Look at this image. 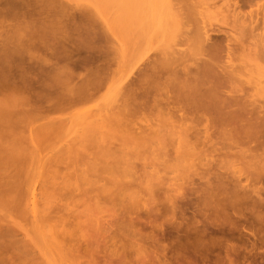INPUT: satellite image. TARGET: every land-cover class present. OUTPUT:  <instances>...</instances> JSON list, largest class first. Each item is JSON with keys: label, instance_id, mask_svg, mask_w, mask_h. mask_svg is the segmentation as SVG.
I'll use <instances>...</instances> for the list:
<instances>
[{"label": "rangeland", "instance_id": "obj_1", "mask_svg": "<svg viewBox=\"0 0 264 264\" xmlns=\"http://www.w3.org/2000/svg\"><path fill=\"white\" fill-rule=\"evenodd\" d=\"M64 1L66 3L65 8H63L62 10L59 9V11L58 10L57 11L55 10V12L53 11L54 12L52 14L53 20H51L53 22L50 21L51 24L48 28V34H47L46 39L49 40V43H56V44H54L55 46H57V44L59 45V43L60 44L63 43V41H64V44H62V45H66L67 40H68V42L71 41V43H68V49L70 47L69 44L70 45L73 44L75 46L78 44L77 46H80V48L83 47V49L87 47V49L84 50L85 52L88 51L87 55H89L88 54L89 51L91 52V49L90 50L88 49V46L90 48H92L89 45L91 43V44H93V49L95 50V53H96L95 55H98L99 51H100L99 55L102 54L101 55L102 58H101V56L99 57V55L95 56L94 52L92 54V55H94L92 58L89 56H88L89 58L86 57V58L90 59L88 61L91 63V64L88 63L89 65L85 64V63H87V61L84 63L86 66H88L86 68V66L83 65L86 70H84V68L82 69L81 67H77L78 69H80V68L82 69V70L80 69L78 71V69L77 70L75 69L76 67L73 64H70V66L68 64V66H66L65 62H64V65L66 67H71L73 65L75 68L74 67H71V68L75 69L76 71H78V73L81 76H83V74L85 72L86 73L88 72L87 71L88 68L90 69V68L94 67V66H91L92 64H94V62H95V64L98 65V62L96 63V61L98 60V57H99V59L100 58L104 59L105 55L106 56L111 55V57L110 56L109 57L112 60L115 58L114 59L115 64L113 63L112 60H111L112 62H110V63H113V65L109 64L110 66L113 67V69H112L113 71L111 69L110 70L112 71V73H111V71L110 72L108 71V73L111 74V76H110L111 80L108 83L107 87L105 85H104L105 88L102 86L103 89H100L96 92L97 95H94L96 97L93 96V100H91L92 99L91 98V99H89L91 101L88 100L89 102H87L85 104H83V103L80 104V102H82L83 100L80 102L78 101L79 103H77V106L74 105V107L73 106L71 107L73 101H70L71 98H68V97H70V96L73 97V94L75 92H77L76 90H78V92H79V90H81L80 92H83L80 87H82V85L85 86L84 83L88 82L89 79L88 80L85 79V80H87V81H85L83 79V77H81V79L84 80L85 82L83 83V81L80 79V81H82V85L81 84L79 85L80 89L76 88V86L79 83H81V82H77V81H79L78 77H76V74L73 75L71 73V75H73L74 77L71 76L72 78L68 79L67 76L70 74V73L68 74L66 72L68 70H66V71H65V69L61 70V71L59 70V69H61L62 66H64V65H62L63 63L60 65L61 66L60 68H58L57 66L55 68V66L53 65L54 63L51 62L54 60V58H52L50 56L51 50L45 54L44 49L42 50V48H40L41 44L38 45V46H40L39 48L36 47V50H34L35 48L34 49L28 48L29 45L31 46V44H29V45H27V47H26V45L23 46L24 48L21 46V48H19L21 50H18L17 53L10 55L14 59H12L11 57L9 58L8 56H6L7 58L5 59V58H2V56H0V59H2V60H0V264H229V263L230 264H264V225H263L264 221L261 222L262 220L261 221L256 220V217L258 215H261L262 213L264 214V212L263 211L261 212V210H260V212H258L259 210L256 209L257 210V211L255 210L256 214H254L253 213L254 210H252L253 212L251 211V208H252L251 205H254V204L252 202H250V203L247 202L250 199H247V201H245L246 199H244L243 202L240 201V199H236V201H234V199L231 198L232 196L230 195L231 194L230 191L232 192V186H230L231 184L226 183L227 182L226 180L224 181L226 184L223 182V180L225 179V178H223L224 173H225V175H226V173H229V172L231 174H233V173L237 172L236 171L237 169L240 171L239 168L243 169L244 172L247 169H249L247 167L248 165L246 166L247 163L245 164L243 162L244 160L243 161L241 160L242 156L240 157V160L242 162L240 160L238 162L236 161L237 156L236 157L230 156L228 158L227 152H226L227 154L224 157L225 153H223V155L220 154V152L225 148V147L223 148L222 143H221L222 147L220 146V148L222 150L220 149L221 151L218 152V154H220V155L215 154V153H217V151L213 154L212 151L217 150V149L214 150L215 146L218 145V147H219V145H220V144H218L219 142L215 146L212 145L214 143V142H212L211 145L213 146V148L209 145L210 141L212 140V138L214 136L211 138L209 143H207V145H209L213 149V150L210 149L212 151H210L208 149V148H210L208 146H206V148L208 147L207 149L204 148V146H201V149H199V147H200L199 144H201V141H203L202 139L205 140V138H202L200 140L195 139V136L191 137L192 139L187 138V141L190 140V142H191V140H192L195 143V148H193L194 143H191V144H193L192 149H190L191 144H190V147H188L189 141L188 142L186 141L188 143L187 146H186L185 142L182 143L181 141H184V138H186L187 136L185 135V137H184V134H183L184 131H182V134H183L182 138L183 137L184 138L181 140V137H180L181 133L180 134L177 133V128H180L177 126H179L180 124L177 125V123H175V122H179V121H177L179 119H177V113H176L177 111H175L176 106L174 103H172L174 106V111L171 110L172 109L171 107H173L172 105L170 107V110L172 112H175V114L172 113V115L173 116L176 115V116H174L176 118H174L169 113L170 111L169 112L167 111L169 113L167 115V113H165L166 110L164 111V113L166 115L162 116L161 115L162 112L160 110L161 108L159 109L161 112V114L158 113L159 115H157L155 113L149 115L150 113H152L153 109L150 110L151 112H149V111H148V113L144 112L143 109L148 110L149 106H151V105H147L146 107H148V108H143L145 106L138 107L141 109L143 108L142 109L143 113L140 112L141 109H140V111L138 109V112H136L135 110H137V109L133 106L135 109L134 110L135 112H132L133 115H134V113H138V114L134 115V117L132 115H130L129 117H132V119L135 120L136 127H138L141 124L144 127L147 126L148 123L150 124L149 127H147V128L145 127L146 130L147 129H149V130H147L145 132V134L142 133L144 135H146L148 133L145 136L146 139H144V137H143L144 135L141 134V129H140V131H138V133L137 132L132 133V131L130 130L131 131L130 134L134 135V137H132L133 135L131 136L134 139V141H133V139L129 140V137H127V136L125 137V134L126 135L129 134L130 131L127 132V130L124 129L127 133L124 130H123V133H121L122 131L120 129V131L118 130L116 132L115 129L116 130L118 129V128H116L117 125L116 126L114 125V127H115L114 131H113V127H111V125L110 126L108 125L110 123L109 122L110 119L108 118L110 116L108 113V112H110L109 110H112L111 108H115V107H116L115 109L118 110L116 105L119 106L122 103V102H120V104H119V100L122 101L121 98L124 96V95H122V97H121V93L124 92L125 87L128 86L126 84L128 82H130L132 80V78L136 77V75L139 72L138 70H140L142 68V67H140L141 64H146V62H148V61L150 62V61H152V59H156V57L159 58V56H161V57H164V55L167 56L169 53H170L169 55L171 57L175 56V58H177V51H180L181 49L183 50L186 48V45L180 44V42H181L180 40H179L180 42H177L178 38H176L177 35L181 34L179 31L182 28L181 27L182 24L180 25L181 22L177 21L178 19H180V18H178L179 16H177V9H178L177 7H179V6H177V0H169V1L168 0H152V1L147 0L146 4L143 1L142 3H144L145 6L148 5V7H146L147 11L148 10H150V11L147 12L145 10V12H147V13H145V14L141 13V14H139L138 17H136L137 15L135 16V14L138 13L137 12L138 10L137 11L132 10L133 14L131 13L132 16H130L129 21L127 20L128 23L126 22L125 18H123V19L121 18L122 20L120 21L119 20L120 12L116 11L117 7L112 8L110 5H108L109 2H105V0H103L105 4L103 3L102 0H64ZM148 2H151L152 4L148 3ZM136 4H137V1L134 0V2L132 3L133 7ZM149 4H151L152 6ZM136 6L139 7V9H142V7L140 8V6H138V5H136ZM174 6L176 7L175 9H173ZM117 10H118V8H117ZM142 10L144 11V9H142ZM142 15H144V16L146 15L147 17H142ZM140 16L142 17V19H139ZM136 18H138V19H136ZM221 20H223V17L221 15L213 13V14H209L208 16H206V19L204 22L209 27L213 28V27L218 26L220 23H222ZM130 21H131V24H130ZM202 22L203 21L200 19V17L197 14L194 16H191V19H190L189 24H188L189 31L190 30L192 31L193 29H195L197 25H199V24L201 25ZM144 24L147 27L148 31H147L146 27L144 26ZM139 25H141V28H142V26H144L146 33L144 32L143 28L142 29L140 28ZM128 26H130V27H128ZM179 26L181 28H179ZM137 28H140L143 31H141L140 29L137 30ZM126 30H128V31H126ZM139 30L141 31V33L142 32L144 33L143 35H145V36H143V35L142 36H143V38L145 37L147 40L145 39V41H144V39L141 38L143 41H141L139 39V41H138L139 43H137L136 40L138 38H140L138 36L140 32L135 33V31H139ZM148 32L150 34H148ZM80 33H82V35H80ZM84 33L86 34V37H85ZM137 33H138V35H137ZM177 33H180V34H177ZM68 34H70L72 37ZM68 36H70V37H68ZM80 36H82V37H80ZM180 37H181V35H180ZM82 38L83 39L86 38L88 42L85 39L86 43H84V42L81 43L80 41L82 40ZM135 38H136V40H135ZM140 41H141V43H140ZM171 41H172V44H171ZM142 42L143 43L145 42V43L142 44ZM74 43H76V44H74ZM94 45L101 47L103 49V51L105 50L106 54L103 53V51L101 52V48L99 49L97 47L98 48L97 49L96 47H94ZM55 46H52V47H55ZM77 46H76V49L78 48ZM32 47H34V46H32ZM61 47H63V46H61ZM64 47L58 48V46H57L58 49L62 50V51H60V52H62L61 54H63L65 51L66 52L68 51L70 53L71 48L68 50L67 47L66 48H64ZM58 49H57V51L59 52ZM64 49H67V50H64ZM76 49H73V50H76ZM46 50H49V49H45V51ZM22 52L23 53L26 52V53H24V57L19 58L20 55L23 56ZM68 52H67V54H69ZM28 54L36 56L37 59L41 58L40 60L38 59L39 61H41L42 59L47 60L49 57H51L53 60L48 61V60H50V58L47 60L48 62H51L50 66L47 65L48 63L46 61L45 62L46 64L43 62L45 64V65L43 64L44 67L49 68V67H51V65L54 66V69H56V70L58 69L63 74L61 76H63L64 78L66 77L67 80L64 81L63 80L64 78L61 76H59V77H61L59 79L57 73H55L58 77V78L56 77V79H58L57 84L60 83L59 85H61V86H59V88H58V85L55 84L56 87L54 89H53L54 86L49 87L48 89L51 90V91H49V90L45 89V88H47L45 86L41 87V86L35 85L34 82L36 80L35 79L33 80V78H36V77H34L35 73L31 72L33 74V76L30 77V75H32V74L30 73V70H27V69H29L28 68L29 61H26V60H29V58H30V57H27L28 59H26V56ZM82 54H83V52H81L79 50V55H82ZM44 55H46V57ZM47 55H49L48 58H47ZM79 55H78V57H79ZM92 55L90 54V56H92ZM42 56H44V57H42ZM60 56H63V55H60ZM84 56H85V54H84ZM94 57H97V59H95L96 61L92 62L91 59L93 60ZM23 58H25V60ZM65 58H66V56H65ZM82 58H84L83 55H82ZM10 59H11V61H9ZM62 59H64V58L62 57ZM62 59L60 60V62L65 61ZM79 59H81V56ZM5 60H7V61H5ZM22 60H24V61H22ZM67 61L69 62V60H66V63H67ZM101 61L103 62V60H101ZM107 61H109V60H107ZM252 61H254L253 58H252ZM252 61L251 60L248 61L247 62L248 65H245L246 67L243 66L244 69L242 68L243 69L242 71H244V74L247 71L246 76H247L248 80L250 79L249 82H246V83L244 82V83L246 84V87H247V84H248V86H250V87H248V89L251 92L254 90L253 94H256V93L258 94L260 92V91H258V88L262 87L261 91H262V89H264V83H263L264 82V76L259 74L260 76L258 77L257 76L258 74L256 75V73H259L261 71V70L259 71L258 67L260 66L259 65L260 63L264 65V61L262 62V60L260 61V59H259L258 61H260V62L256 61V64ZM8 62H10V64L13 65V68L17 66L16 69L15 68L13 69ZM249 62H251V63H249ZM18 63H20V64H18ZM99 63H101V62H99ZM105 63L106 62L104 60V64ZM244 63L246 64V62H244ZM244 63H243V65H244ZM257 63H259V64H257ZM251 64H253V65H251ZM254 64L257 66L259 65V66L256 67ZM46 65H47V67H46ZM80 65H82V64H80ZM176 65L177 64H175V66ZM263 65H261V66H263ZM89 66H91V67H89ZM105 66H106V64H105ZM96 67H95V71H96ZM24 68L26 69V71H28L25 74H27L28 78L33 77L32 80L28 79L27 76L24 75V72H23V71H25ZM51 69L53 70V68H51ZM62 69H63V67H62ZM106 69H108V68H106ZM250 69H253V70H251L252 73L250 72ZM16 70H17V72H16ZM52 70H51V72H52ZM103 70H104V67H103ZM176 70H177V67H176ZM262 70H264V69H262ZM12 71H13V73H12ZM47 71H48V75H49L50 72L48 69H46V72ZM62 71L66 72V75ZM76 71L73 70L72 72H76ZM99 71H102V70H98V72ZM106 71H105V73H106ZM68 72H70V70ZM98 72H94V73L98 74ZM10 73L12 74L11 76H10ZM20 73H22V74H20ZM52 73H50V74L53 75ZM88 73L90 74V72H88ZM89 74H87V75H89ZM13 75H14V77H13ZM92 75H91V77H93ZM101 75H103V74H101ZM108 75L109 74H107V76ZM20 76H21V78H20ZM35 76H37V75L35 74ZM45 76L46 75H44V77ZM54 76H52L53 78H50L51 76L49 75V77H47V82L51 81L52 79H55ZM97 76H99V74ZM166 76H167V74H166ZM85 77H86V75L84 74V78ZM91 77H90L91 81L94 80ZM102 77H105V76L103 75ZM110 77L108 79H110ZM10 78L12 80L13 79H15V80L12 81ZM76 78L78 79L77 81L75 80ZM79 78H80V76H79ZM26 79L28 80V82L26 81ZM37 79H38V77H37ZM45 79H46V77H45ZM56 79L53 80V81H55V83H56ZM105 79L106 78H104V80ZM251 79H253L255 81H256V79H258V80H257V82L253 83L254 84L253 85L252 84L253 80H251ZM15 81H18V82L20 81V82L18 83ZM22 81L25 82V83H23L24 86L27 83L26 87L21 86ZM71 81H72V83H70ZM94 81H96V80H94ZM259 81L260 82L262 81V83H259ZM29 82H31V83L33 82L36 87L34 85L32 87H30L31 85L29 84ZM16 83H17V85H16ZM74 83L75 84L78 83V84L75 85ZM92 83H93V81H92ZM105 83H107V82L105 81ZM258 83L260 85L261 84L262 85L259 87ZM18 84L20 86H18ZM245 84H243V86H245ZM89 85H91V83ZM13 86L15 88H13ZM71 86L75 87V88L72 89ZM251 87H254L255 89H253ZM40 88H42V89H40ZM88 88H90V87H88ZM67 89H68V92H67ZM70 89H72V90H70ZM84 89L85 88H83V90ZM122 89L124 91H122ZM64 90H66V91H64ZM119 90H121V91H119ZM255 90H257V92ZM71 91L74 93H72ZM66 92H67V95H66ZM80 92H79V94H80ZM254 92H256V93H254ZM69 93H72V94H69ZM168 94H171V92ZM63 95H66V101L68 100V102H70V104H71L68 107L66 105L67 102L65 103V100L64 101L62 100ZM68 95H70V96H68ZM74 96H75V94H74ZM76 96H77V94H76ZM262 97H263V95H262ZM255 98H257V96ZM261 98L259 97L260 100H264L263 98L262 99ZM63 99H65V96L63 97ZM60 100H62L63 102ZM9 101L11 102L10 104H9ZM13 103H14V105H12ZM61 103L62 104L65 103V104L62 105ZM58 105H60V106H58ZM12 106H14V107H12ZM160 106H158V107H160ZM106 107L108 108V110ZM109 107H110V109H109ZM151 107H150V109H151ZM154 109H155V107H154ZM165 109H166V107H165ZM167 109L169 110L168 106H167ZM104 110H107L105 114H104V112H105ZM159 110H155V111L157 112ZM139 112H140V114H139ZM107 113H108V115H107ZM102 114H104L105 116ZM86 115L88 116V118H86ZM169 115L171 116V119L169 118L170 117ZM163 117H165V118L163 119ZM84 118H86L88 120V122L90 120L93 121L92 124H91V122H89V125H88V123L86 122L87 120H85ZM90 118H92V119H90ZM81 119L85 120L84 123H83V120H81ZM97 119H100V120L96 121ZM102 119L105 121V125L107 124L112 129H110L109 127H106L107 125L103 127L104 124L102 125V127L96 124V123L99 124V122ZM107 119H109L108 123H106ZM161 119H163V121ZM167 119H169V120H167ZM79 121L83 123V124H81L82 126L78 124ZM126 121H128V118ZM145 121H147L148 123L147 122L145 123ZM135 122L132 124H135ZM130 123H131V121H130ZM90 124H91V126H90ZM92 125H95V127L96 126H98V127L95 128ZM126 125H127V123H126ZM151 125H152V127H150ZM92 127L94 128V130L91 131ZM99 127H100V129H99ZM127 127H129V129H131L130 124H128ZM144 127L140 126V128H144ZM119 128H121V127H119ZM63 129H66V130H63ZM150 129H151V132H150ZM143 130L144 129H142V131ZM201 130H202V127H201ZM85 131H86V133H84ZM94 131L97 133H95ZM99 131L101 133L100 136L103 135L102 137L99 136ZM179 131H181V130H179ZM92 132H94L93 135L91 134ZM136 133H137V135H136ZM139 133L141 134L140 136L138 135ZM130 134L128 136H130ZM122 135L125 138L124 139L122 137V139H124V141L121 140ZM200 135H201V133L199 134V136ZM202 135H205V134L202 133ZM91 136H94V137L91 138ZM177 136H179L180 139L177 138ZM199 136H197L196 138H198ZM83 137L85 138V140ZM98 137L101 138V140H100L101 142H103L102 140L105 139L104 140L105 143L104 142L103 143L104 144L107 143V145L109 144V147L107 145L104 146V144L101 142L99 144H97V142H99V141H96L95 139H97ZM141 137L144 139L143 142H145L143 144L141 143L142 142ZM204 137H206V135ZM81 138H83V139H81ZM87 138H89V140L86 141ZM135 138L137 139L138 142L135 141ZM93 139L96 142H93L92 141ZM138 139H140V140H138ZM215 139L219 140L216 137H215ZM213 140H214V138H213ZM82 141L86 142L85 143L86 146L84 145V143ZM125 141H127L126 142L127 144H124ZM81 142L83 143L84 147L82 145L79 146V143L81 144ZM215 142H217V141H215ZM95 143L97 144V146ZM91 144H93V145L90 148ZM214 144H216V143H214ZM101 145H103V148L105 151L106 150L108 151L107 154L101 148ZM110 145H112L111 146L112 148L114 147L113 149L111 148L112 150L107 149V147L110 148ZM124 145H126V146H124ZM197 145H198V147H197ZM201 145H205V143H202ZM80 147L83 149H81ZM185 147H187V148H185ZM196 147L198 149H196ZM99 148L102 149L101 152H103V154L102 153L97 154L98 152H100ZM118 148H121L120 150L123 153H121L118 150ZM122 148L123 149L125 148L124 151ZM233 149H231V150H233ZM238 149L237 148L234 149L235 152L241 153V152L236 151ZM83 150H85L86 152H84ZM116 150H118V152H119L118 156L121 158V160H116L119 158V157H117V154H115L116 157L114 156L115 152L118 153ZM126 150H127V152H126L127 155L130 154L129 157H126V158H129L127 161L129 163L126 162V159L124 160L120 156L122 154V156L125 157V155H126L125 151ZM190 150L191 151L197 150V151L196 152L195 151L190 152ZM207 150L210 152V154H213L215 156L210 155ZM226 150H228L229 153L234 152L231 150H230L231 151L230 152L229 148H226ZM226 150H224V151H226ZM109 151H112V152H110V156L108 155ZM113 151H114V153H113ZM205 151L207 152L209 157L211 156L210 157L211 160L213 159L212 163H211V160H208V159H210V158H208V155L203 157L206 154H201V153H205ZM124 153H125V155H123ZM195 153H196V156H195ZM186 154H188V156ZM81 155H84V156L82 157ZM132 156H133V158L130 159V157H132ZM238 156H239V154H238ZM68 157H69V159H68ZM98 157H102V158H98ZM201 157H202V159H201ZM188 158H192L194 161L192 159L189 160ZM215 158H216V160H214ZM235 158H236V160H234ZM88 159H89V161H88ZM108 159L110 161H108ZM226 159H228V160H226ZM114 160H115V162H114ZM122 160H124L126 162L127 166L131 165L132 167L131 166L130 167L132 169L130 167H128V168L135 171V173H137V175L142 173L143 176L146 175L145 177L147 178L146 179L143 177L145 179V181H144L145 183L142 182L143 184L138 185L137 183L135 184V182H134L135 185H133V186H135V189L133 188L134 189L133 194L127 193V192H129L128 191L129 189L131 192H133L132 191L133 186H131V187H130V185L128 186V184H127L128 181L125 182L126 185L123 184L125 186L122 185L123 188L121 187L122 181L124 183V181L126 179H124L123 177H121L119 175L122 174L125 170H123V172H122V170H120L122 173L114 170L116 167L115 164L120 165L119 163H122ZM129 160L130 161L132 160L133 162L131 161V163H130ZM207 160L209 161V163H211L210 165L213 166V167L211 166L212 168L210 167L211 170H209V166L207 164L208 162H206ZM231 160H232L231 164L232 165L236 164L235 166L237 169L235 168V166L230 165ZM83 161H88V163L86 162L87 164H85ZM97 161H99V162L101 161L102 163H99ZM106 161L108 163H105ZM124 161H123V163H124ZM186 161H188V162H186ZM233 161H236L237 163L233 162ZM96 162L99 163V165L104 164L101 166L105 167L104 169L106 170V173L109 170V174H110V172H112L114 170L113 173H111L110 175H108V173H107V175H106V173L103 172L105 170H103V168H102L103 171H101V172H103L104 177L101 175V173H100V177H98L99 174H97L96 172L98 171L97 169L100 168L101 166L97 165ZM109 162L113 165V167L115 166L114 169H113V167L111 169V167H110L111 164L109 166ZM204 162H205V164H204ZM214 162H216V163H214ZM239 162H241V163H239ZM90 163L96 164L99 167L93 165L94 168L92 166L91 169H88V166L91 165ZM187 163L188 164L192 163V165L190 164L191 166H189ZM105 164H107L110 167L111 171L109 168H106L108 166H105ZM122 164L119 166L120 167L119 169H121L122 167H125V163H124V166ZM227 164H228V166H226ZM238 164L240 165V167L239 166L237 167ZM215 165L217 166V168L215 167ZM221 165L222 166L224 165L225 167L221 168ZM231 166L233 167V169ZM241 166H243V168ZM78 167H79V170H78ZM95 167H96V169H95ZM226 167H228V168H226ZM229 167H230V170H229ZM245 167H247V168L244 169ZM125 168H123V169H125ZM128 168H127V170L130 171V169H128ZM135 168H137V169L134 170ZM225 168L228 169L229 172H228V170H224ZM47 169H49L50 171ZM92 169H95V170L92 171ZM231 170L232 171L234 170L236 172H234V171L232 172ZM99 171H98V173H99ZM136 171H140V173L136 172ZM216 171H217V173H216ZM49 172H51V175L49 174ZM114 172H115V174L120 173V174H118L120 179L117 178L116 179L117 182L114 181L116 183H113L111 186L114 188L115 185L118 186V183L121 182L120 185L117 187V191L120 190V187H121V189H123V190H120L119 192L124 191V193H127V194H124L123 192H121V193L114 192L115 188L113 189L111 187L113 189L112 192H114V194H111L113 197L109 196L110 195L109 192L111 189V188L109 189V187H110L109 183H112L113 181H112V177L108 178V176L109 177L113 176ZM214 172H215V174H213ZM218 172L219 173L222 172L223 175L222 174L220 175ZM92 174L95 176H93ZM125 174H128V172ZM131 174H132V172H131ZM218 174L220 176H222V178H217L219 176ZM68 175H69V177H68L69 179L67 178ZM46 176H48V178H46ZM53 176H55V179ZM114 176H113V178H114ZM116 176H117V174H116ZM126 176L128 177V175H126ZM72 177H74V178L72 179ZM81 177H82V179H81ZM89 177L93 181V182L91 181L92 185H91V183L87 184L90 182V181L88 182V179H90ZM243 177H244V175H243ZM121 178H123V180H121ZM208 178H210V179H208ZM52 179H53L54 183H56L55 186L53 185L54 183H53ZM75 179L79 180V181H76ZM80 179H81V181H80ZM85 179H87V180H85ZM107 179H110V180H107ZM130 179L131 178L129 177L128 180H130ZM220 179H221V181H218ZM45 180L47 182H49V183H47L48 185L45 183L46 182ZM66 180H67V182H66ZM208 180H210V182ZM107 182H108V184H107ZM171 183H176V187L173 186L175 184H171ZM221 183L222 184L224 183L223 184L224 187H223V185H221ZM228 184H230V185H228ZM44 185H46V186H44ZM57 185H58V187H57ZM62 185H64V186H62ZM100 185H101V187H100ZM103 185H104V187H106V186L108 187V189H109L108 192L105 191V189L103 188ZM136 185H138V186H136ZM217 185H219L221 190L219 188L217 190ZM252 185H255L254 187L256 189L254 188L255 192L253 194L251 192V196L253 195V197L250 196L249 198H255V197L256 198H258V197L264 198V196H263L264 195V181L256 182V184L253 183ZM78 186L80 187V189L82 188L81 189L82 191L79 189ZM139 186H141V187H139ZM177 186H179V189H180L179 192L181 191L182 192L181 194H179V192L177 193ZM210 186H212V187H210ZM214 186H215V188H214ZM229 186L231 187V188H229L231 190H228L229 191L228 192L227 189ZM128 187H129V189L127 190ZM182 187H183V189L181 190ZM102 188L104 189L105 194L107 193L106 195L104 194V192L102 193V190H101ZM139 188H140V190H139ZM172 188H174V189H172ZM225 188H226L225 191H227V192H224ZM251 188H248L250 190L247 189V191H249V192L252 191L253 187H251ZM43 189H45L46 191ZM108 189L106 188V190H108ZM148 189H149V191H148ZM207 189H209V190L207 191ZM54 190H55V192H54ZM168 191H169V194H168ZM217 191L218 192L220 191V192L218 193ZM256 191L262 192V193L256 194ZM48 192L50 194H47ZM112 192H110V193H112ZM164 192L167 194H165ZM173 192L174 193L176 192L175 196H173L174 195ZM201 192H203V193L201 194ZM204 192H206V193H204ZM249 192H248V194H250ZM87 193L91 196L87 195ZM116 193L119 194L117 197H116V195H117ZM122 193H123V195H122ZM227 193H230V194H227ZM124 195H126V197ZM130 195H132L134 197H132ZM140 195H141V197H139ZM166 195H167V197H166ZM200 195H201V197H200ZM214 195L217 197H214ZM259 195H261V196H259ZM82 197H84V198H82ZM110 197H112V199ZM177 197H179V198H177ZM226 197H228L227 200H226ZM172 198L175 199L173 202H172V200H173ZM203 198H205V200ZM218 198H220V199H218ZM134 199H136L135 202H134ZM140 199H142V200H140ZM169 199H170V201H169ZM138 200L140 201V203ZM177 200H180V201H177ZM83 201L88 202L87 203L88 205L86 203H83ZM91 201H92V205H91ZM144 202L148 203L149 205L146 203H145L146 206L143 205ZM215 202H217V203H215ZM236 202L237 203L239 202L238 205ZM102 203L104 206H102ZM127 203H129V204H127ZM134 203H136V204H134ZM171 203H173V204H171ZM181 203H182V205H181ZM206 203L210 204L209 207H208V205L203 206V205H206ZM233 203H234V205H232ZM177 204H179V205H177ZM138 205H140V206H138ZM89 206H91L92 208L91 207L89 208ZM134 206H135V208H134ZM221 206H222V208H220ZM177 207H179L181 210H179V208H177ZM206 207H207V209H206ZM215 207L217 208L216 209L217 211L215 210ZM228 208H229V210H228ZM131 209H133V210H131ZM182 209H184V210L182 211ZM200 209H202V210H200ZM253 209H255V208H253ZM195 210L197 213L194 212ZM205 211H207V212H205ZM235 212H236V214H235ZM207 213H208V215H207ZM252 213L254 215H256V217ZM245 215H247V216H245ZM262 215H261V217H262ZM237 216H238V218H237ZM189 217H191L192 219H189ZM245 217L246 218L249 217V219H246ZM263 217H264V215H263ZM210 219L213 222H215V224L213 222H211ZM214 219L217 222L221 219L220 221H222V223H225V224H223L225 227H223L222 224H219L220 226L222 225V229L218 228L219 225H218V227L214 226V225L218 224ZM228 219H232V220L228 221ZM233 219H234V221H233ZM238 219H240V220H238ZM252 220L254 222H251ZM203 221H205V222H203ZM220 221H219V223H220ZM227 221L232 222V223H227ZM177 222H179V224H177ZM201 222L204 223L203 226H202ZM233 222L234 223L238 222L240 225L237 223V225L235 224L233 226ZM209 223H212V225ZM226 223L228 225H230V224H232V225L228 226ZM196 224L197 225L200 224V226L199 225L197 226ZM250 225H252V227ZM258 225H260V226H258ZM232 227H234V228L232 229ZM245 229H247V230L249 229L248 230L249 232L246 231ZM258 229H259V231H258ZM196 230L197 231L199 230V232H198L199 234L197 233ZM228 240H230V241H228ZM234 244H236V245L238 244V245L236 246ZM240 246H242V247H240ZM223 249H225V250H223ZM228 249H230V250H228ZM246 249H248V250H246ZM228 251H229V253H228ZM247 256H248V258H247ZM228 257H230V258L228 259ZM249 258H250V260H249Z\"/></svg>", "mask_w": 264, "mask_h": 264}, {"label": "bare ground", "instance_id": "obj_2", "mask_svg": "<svg viewBox=\"0 0 264 264\" xmlns=\"http://www.w3.org/2000/svg\"><path fill=\"white\" fill-rule=\"evenodd\" d=\"M103 1V0H102ZM137 1V4L136 5H138V6H140V8L142 7V9H144V11L142 10V9H139V7H137L136 5L133 7V5H132V3L134 2V0H105V2H109L108 3V5H110L112 8H118V10H117V8H116V11H119L120 12V15H119V20L121 21L123 18H125L126 19V22L128 23V21H129V18H130V16H132V14H133V11H137L136 13L137 14H135V16L136 17H138L139 16V14H145V13H147L148 11H150V10H148L147 11V9H146V7H148V5L147 6H145V4H146V1L147 0H136ZM145 2V4L144 3H142V2ZM149 1V0H148ZM152 1V0H151ZM169 1V0H168ZM103 3H104V1H103ZM141 3V4H140ZM148 3H151V2H148ZM66 3H65V1L64 0H0V56H2V58H7L6 56H8L9 58L11 57L10 55H12V54H15V53H17V51L18 50H21V49H19V48H21V46L23 47V46H25L26 45V47H27V45H29V44H31V46L29 45V47L28 48H31V49H34V50H36V47H40V46H38L39 44H41V47L40 48H42V50L44 49V52H45V54L48 52V51H50L51 52V57L52 58H54V60L51 58V57H49V55H47V58L49 57L50 58V60H48V61H51V60H53V61H51V62H53L54 64V66H55V68H56V66L58 67V68H60L61 66V64L62 65H64V62H65V65L66 66H68V64H69V66H70V64H73L71 67H74L76 70L78 69L77 67H81L82 69L84 68V70H86L85 69V67L83 66V65H85V64H87V65H89V64H91L88 60H90V59H88L89 57H93L96 53H95V50L93 49V44H91L90 42V46L92 47V48H90L89 46H88V49L90 50L91 49V52L89 51V55H87V52H85L84 50L85 49H87V47L86 48H84L83 49V47L82 48H80V46H77L78 48L76 49V46L75 45H73V44H69V49H70V53L69 54H67V52L65 51L63 54H61L62 52H60V51H62L61 49H58L59 47L60 48H63L64 46V48H66L67 47V49H68V43H71V41L70 42H68V40L66 41V45H62V44H64V41H63V43H59V45L57 44V46H58V48H57V46H55L54 44H56V43H49V40L48 39H46V37H47V34H48V28H49V26H50V24H51V22H53V21H51V20H53L52 19V17H53V13L55 12V10L57 11H59V9H63V8H65L66 7V5H65ZM105 4V3H104ZM152 4V3H151ZM151 4H149V5H151ZM68 6V5H67ZM114 6V7H113ZM152 6V5H151ZM150 6V7H151ZM176 6V5H175ZM174 6V8L173 9H175L177 6H179V7H177L178 9H177V16H179L178 18H180V19H178L177 21H179V22H181L180 23V25H181V27L179 26V28H181V30L179 31L180 33H177V34H180L181 35V37H180V35H177V37L176 38H178L177 39V42H180V44H184V45H186V48L185 49H181L180 51H177V58H175V56H173V57H171L169 54V56L167 55V56H165L164 55V57H161V56H159V58L158 57H156V59H152V61H148V62H146V64H141V66L140 67H142L140 70H138L139 72H138V74L136 75V77H134V78H132V80L130 81V82H128L126 85H128L127 87H125V91L122 89V91H124V92H122L121 93V97H122V95H124L121 99H122V101H120L119 100V104H120V102H122L119 106L118 105H116L117 106V108H118V110H116L115 108H111L112 110H109L110 112H108L109 113V119H110V123L108 124L109 126L111 125V127H113V131H114V125L116 126V128H118L117 130L115 129V131L117 132L118 130L120 131V129H121V133H123V130L125 129V130H127V132L128 131H132V133H135V132H137L138 133V131H140V129H141V134L142 133H144L145 134V132L147 131V130H149V129H145V127L147 128V127H149V123L147 122V121H145V123L147 122L148 123V125L147 126H143L142 124L141 125H139L138 127H136V122H135V120H133L132 119V117H129L130 115H132L133 117H134V115H137L138 113H134V115H133V113L132 112H138V109H139V111H140V109L141 108H138V107H143V106H145V107H143V108H148V107H146L147 105H151V106H149V108H148V110H146V109H143L144 110V112H147L148 113V111L149 112H151L150 110H152V113H150L149 115H151V114H153V113H155V114H157V115H159V114H161V112H162V116H164V115H166L165 113H167V115L170 113L171 115H172V113L173 114H175V112H172L171 110H173L174 111V106H173V104L172 103H174L175 104V106L177 107H175V111H177L176 113H177V119H179V120H177V121H179V122H175V123H177V125H179V126H177V127H180V128H177V133H181L180 135V137H181V140L185 137V135L187 136L186 138H184V141H181L182 143H184L185 142V144H186V146H187V144H188V147H190V144L191 143H194L192 140H191V142H190V140H188L187 141V138L188 139H190L191 137H193V136H195V139H197V140H200V139H202V138H205V140L204 139H202L203 141H201V144L202 143H205V145H201V144H199L200 145V147H199V149H201V146H204V148H206V146H208V147H212L213 148V146H215V145H217V143L218 144H220L219 145V147H218V145L217 146H215V148H214V150L215 149H217V150H215V151H212L213 149L210 147V148H208L209 150L210 149H212V150H210V151H212L213 152V154L217 151V153H215V154H218V152H220L222 149L220 148V146H221V143L223 144L222 146H223V152L221 153L220 152V154H222L223 155V153H225L224 154V157H225V155L227 154V156H228V158L230 157V156H233V157H236L237 156V160H236V158L234 159V160H236L237 162L240 160V157L242 156V161L246 164V166L249 168V169H247L245 172L243 171V169H241V168H239L240 169V171L236 168V164L235 165H232L231 164V162H232V160L230 161V165H232V166H235V168L237 169L236 171L238 172H236V171H234V172H236V173H233V174H231L230 172H229V170H230V167H229V170L228 169H226V168H228V167H226L224 170H228V172L229 173H226V175H225V173H224V175H223V173L222 172H218L220 175L222 174L223 175V178H225L224 180H223V182L226 180L227 182L226 183H230V184H228V185H230V186H232V192L230 191V193H227V194H230L231 196V198H233L234 199V201H236V199H240V201H244V199H246L245 201H247V199H250L249 201H247V202H252L254 205H251L252 206V208H251V211L252 210H254V214H256L255 213V210L256 209H258L259 211L258 212H260V210H261V212L263 211L264 212V198H256L255 196V198H249L250 196H251V192H252V194L255 192V185H252L253 183L254 184H256V182H261V181H264V100H260L259 99V97L261 98L262 97V95H263V99H264V89H262V91H261V88H258V91H260L258 94L256 93L257 92V90H255L256 92H254V93H256V94H253V89H255L254 87H251V88H253L252 90V92L248 89V87H250V86H248V84H247V87H246V82H249V80H248V78H247V76H246V72H245V74H244V71H242L243 69H244V67H246L245 65H248L247 64V62L248 61H252V58H253V60L254 61H252V62H254L255 64H256V61L257 62H260L261 60H262V62L264 61V0H177V6L175 7ZM137 7V8H136ZM136 9V10H135ZM150 9V8H149ZM133 10V11H132ZM144 12H142V11ZM145 10L147 11V12H145ZM54 11V12H53ZM141 11V12H140ZM140 12V13H139ZM132 13V14H131ZM213 13H215V14H219V15H221L222 17H223V20H221L222 21V23H220L218 26H216V27H213V28H211V27H209L204 21H205V19H206V16H208L209 14H213ZM151 14V13H150ZM198 15L199 17H200V19L203 21L202 22V24L200 25H197L196 26V28L195 29H193L192 31L190 30L189 31V29H188V24H189V21H190V19H191V16H194V15ZM148 15V14H147ZM141 17V16H140ZM139 17V19H142V17H147L146 15L144 16V15H142V17L140 18ZM122 18V19H121ZM136 19H138V18H136ZM128 20V21H127ZM51 21V22H50ZM140 21V20H139ZM138 21V22H139ZM73 22V21H72ZM123 22V21H122ZM141 22V21H140ZM139 22V23H140ZM124 23V22H123ZM130 24H131V21H130ZM142 24V23H141ZM146 24V23H145ZM145 24H144V26H145ZM148 25V24H147ZM179 25V24H178ZM124 26V25H123ZM131 26V25H130ZM130 26H128V27H130ZM140 26V28H141V25H139ZM144 26H142V28H143V30H144V32H145V28H144ZM146 27V26H145ZM124 28V27H123ZM140 28H137V30L138 29H140ZM141 28V29H142ZM126 29V28H125ZM128 29V28H127ZM130 29V28H129ZM140 29V30H141ZM146 29H147V27H146ZM135 31V33L136 32H140L139 33V35H138V33H137V35L140 37V38H138L137 40H136V38H135V40H136V42L137 43H139L138 41H139V39L141 40V41H143L141 38H143V36H145V35H143L144 33L142 32L141 33V31H143V30H141V31ZM126 31H128V30H126ZM147 31H148V29H147ZM83 33V32H82ZM82 33H80V35H82ZM146 33V32H145ZM156 33V32H155ZM85 34V33H84ZM148 34H150L149 32H148ZM191 34V35H190ZM68 35H70V34H68ZM143 35V36H142ZM71 36V35H70ZM70 36H68V37H70ZM84 36V35H83ZM142 36V37H141ZM67 37V38H68ZM72 37V36H71ZM80 37H82V36H80ZM85 37H86V34H85ZM132 37V36H131ZM137 37V36H136ZM180 37V38H179ZM175 38V39H176ZM86 39V38H85ZM85 39H83L82 38V40L80 41L81 43L82 42H84V43H86L85 42ZM133 39V38H132ZM144 39V41H145V37L143 38ZM39 40V41H38ZM42 40V41H41ZM46 40V41H45ZM147 40V39H146ZM180 40V41H179ZM44 41V42H43ZM86 41H87V39H86ZM141 41H140V43H141ZM38 42V43H37ZM79 42V41H78ZM79 42V43H80ZM88 42V41H87ZM135 42V41H134ZM80 43V44H81ZM145 43V42H144ZM143 42H142V44H144ZM74 44H76V43H74ZM171 44H172V41H171ZM73 45V46H72ZM32 46H34V47H32ZM52 46H55V47H52ZM61 46H63V47H61ZM72 46V47H71ZM85 46V45H84ZM180 46V45H179ZM18 47V48H17ZM25 47V48H26ZM94 47H98V46H96V45H94ZM178 47V46H177ZM24 48V47H23ZM76 49V50H73V49ZM99 49L101 48V47H98ZM97 48V49H98ZM45 49H49V50H46L45 51ZM57 49L59 50V52L57 51ZM67 49H64V50H67ZM68 49V50H69ZM81 51V52H83V57L84 58H82V55H79V50ZM41 50V49H40ZM39 50V51H40ZM72 50V51H71ZM83 50V51H82ZM93 50V51H92ZM103 51V49L101 48V52ZM76 52V53H75ZM93 52H94V55H92L93 54ZM23 53V52H22ZM24 53H26V52H24ZM24 53H23V56L22 55H20V57L19 58H21V57H24ZM99 53H100V51L98 52V55H99ZM103 53H105V50L103 51ZM108 53V52H107ZM174 53V52H173ZM50 54V53H49ZM65 54V55H64ZM79 55V57H78V55ZM84 54H85V56H84ZM90 54L92 55V56H90ZM106 54V53H105ZM111 54V53H110ZM60 55H63V56H60ZM98 55H95V56H98ZM102 55V54H101ZM101 55H99V57L101 56ZM5 56V57H4ZM26 56V55H25ZM45 57H46V55H44ZM44 56H42V57H44ZM65 56H66V58H65ZM80 56H81V59H79L80 58ZM89 56V57H88ZM111 57V55H105L103 58L104 59H101L102 58V56H101V58L99 59V57H98V60L96 61L95 59H97V57H94L93 58V60L91 59V61L92 62H94V61H96V63L98 62V65L97 64H95V62H94V64L97 66H95L94 64H92L91 66H94L93 68H88V72H90V74L93 76V77H91V75L87 72H85L84 74L86 75V77L84 78V74H83V76H81L79 73H78V71L81 69H78V71H76L75 69H73V68H71V67H66L65 65L64 66H62L63 67V69H62V67H61V69H59L60 71L61 70H64L65 69V71L66 70H70V72H68V71H66L69 75L67 76L68 77V79L69 78H72L71 76H73V75H75L76 74V77H78V79H79V81H77L78 79L76 78L75 80L77 81V82H81V83H77V84H75V85H77L76 86V88H78V89H82V91L83 92H80L81 90H79V92H80V94H79V92H78V90H76L77 92H72V93H74L75 94V96H74V94H73V97H71L70 95H68V96H70V97H68V98H71L70 99V101H73L72 102V105L70 104V102H68V100L66 101V95H67V92H68V89H67V92H66V95H63V97L65 96V99H63V97H62V100L64 101L65 100V103H66V105H67V107L69 106V105H71V107L73 106L74 107V105L75 106H77V103H79L80 101H82V102H80V104L81 103H83V104H85V103H87V102H89V101H91V100H93V96L94 95H97V91L98 90H100V89H103V87L105 88V86L107 87L108 86V83L110 82V80H111V74L110 73H108V71L110 72L112 69H113V67L112 66H110L111 64L113 65V63L115 64V58L112 60V59H110V57ZM113 56V55H112ZM27 57H30L29 58V60H26V61H29V63H28V68L29 69H27V70H30V73L32 72V73H35L37 76H35V74H34V77H36V78H33V80L35 79L36 81L34 82L35 83V85H38V86H41V87H47V88H45L46 90H49L48 88L49 87H53V89L56 87V85H58V88H59V86H61V85H59V84H57L58 82H57V80L58 79H56V77H57V75H58V77L59 76H61V75H63L58 69L56 70V69H54V66H52L51 65V67H49V68H45L44 67V65L46 64L45 62L47 61L46 59L45 60H41V61H39L37 58H36V56H33V55H27L26 56V59H28ZM38 57V56H37ZM62 57L64 58V59H62ZM77 57V58H76ZM86 57H88V58H86ZM155 57V56H154ZM8 58V59H9ZM12 59H14L13 57H11ZM109 58V59H108ZM113 58V57H112ZM7 59V60H8ZM24 60H25V58H23ZM65 60V61H62V62H60V60ZM249 59V60H248ZM260 59V61H258ZM0 60H2V59H0ZM7 60H5V61H7ZM19 60V59H18ZM24 60H22V61H24ZM66 60H69V62L67 61V63H66ZM81 60V61H80ZM101 60H103V62L101 61ZM104 60H105V64H106V66H105V64H104ZM107 60H109V61H107ZM113 61V63H110V62H112ZM248 60V61H247ZM9 61H11V59L9 60ZM47 61V65H49L50 66V64H51V62H48ZM87 61V63H85ZM18 62V61H17ZM39 62V63H38ZM45 64H44V63ZM99 62H101V63H99ZM244 62H246V64L244 63ZM9 64H10V62H8ZM16 63V62H15ZM85 63V64H84ZM89 63V64H88ZM103 63V64H102ZM243 63H244V65H243ZM249 63H251V62H249ZM8 64V65H9ZM18 64H20V63H18ZM17 64V65H18ZM44 64V65H43ZM80 64H82V65H80ZM102 64V65H101ZM110 64V65H109ZM175 64H177L176 66H175ZM254 64V65H255ZM257 64H259V63H257ZM11 65V64H10ZM26 65V64H25ZM47 65H46V67H47ZM59 65V66H58ZM101 65V66H100ZM143 65V66H142ZM250 65V64H249ZM251 65H253V64H251ZM260 65V66H259ZM258 66L257 65H255L256 67H258V69H259V73H256V75L259 77L260 75L259 74H261V75H263L264 76V70H262V69H264V65L263 64H259ZM261 65H263V66H261ZM3 66V65H2ZM15 66V65H14ZM19 66V65H18ZM83 66V67H82ZM86 66V65H85ZM91 66H89V67H91ZM244 66V67H243ZM11 67L13 68V65H11ZM10 67V68H11ZM17 67V66H16ZM16 67H14L15 69H16ZM21 67V66H20ZM88 66H86V68H87ZM95 67H96V71H95ZM101 69H100V68ZM103 67H104V70H103ZM111 67V68H110ZM139 67V68H140ZM176 67H177V70H176ZM255 67V68H256ZM261 67V68H260ZM263 67V68H262ZM11 68V69H12ZM13 68V69H14ZM23 68V67H22ZM21 68V69H22ZM51 68H53V70L51 69ZM72 70H71V69ZM106 68H108V69H106ZM243 68V69H242ZM251 68V67H250ZM253 68V67H252ZM46 69H48L49 70V72L50 73H52L53 75H51L50 73H49V75L51 76L50 78H53L52 76H54L55 77V79H56V83H55V81H53V80H55V79H52L51 81H49V82H47V77H49V75H48V71L46 72ZM81 69V70H82ZM92 69V70H91ZM111 69V70H110ZM254 69V68H253ZM253 69H250V72H251V70H253ZM20 70V69H19ZM24 70L25 71H23L24 72V75H26L27 76V74H25L26 72H28V71H26V69L24 68ZM51 70H52V72H51ZM76 71V72H72V71ZM98 70H102V71H99L98 72ZM107 70V71H106ZM58 71V72H57ZM98 72V74H99V76H97L98 74L97 73H94V72ZM105 71H106V73L107 74H109L108 76L110 77V79H108L109 77L107 76V74L105 73ZM113 71V70H112ZM112 71H111V73H112ZM15 72V71H14ZM16 72H17V70H16ZM63 73H65V75H66V72H64V71H62ZM83 72V71H82ZM101 72V73H100ZM249 72V71H248ZM249 72V73H250ZM256 72V71H255ZM254 72V73H255ZM258 72V71H257ZM263 72V73H262ZM5 73V72H4ZM12 73H13V71H12ZM31 73V74H32ZM45 73V74H44ZM47 73V74H46ZM55 73H57V75L55 74ZM60 73V74H59ZM71 73L73 74V75H71ZM79 75H78V74ZM81 73V72H80ZM252 73V72H251ZM20 74H22V73H20ZM19 74V75H20ZM87 74H89V75H87ZM97 74V75H96ZM101 74H103L105 77H102L103 75H101ZM166 74H167V76H166ZM12 74L10 73V76H11ZM18 75V74H17ZM44 75H46L45 77H46V79H45V77H44ZM48 75V76H47ZM64 75V76H65ZM97 77H96V76ZM249 75V74H248ZM31 76H33V74L32 75H30V77ZM79 76H80V78H79ZM101 76V77H100ZM13 77H14V75H13ZM37 77H38V79H37ZM57 77V78H58ZM61 77H63V76H61ZM61 77H59V79L61 78ZM74 77V76H73ZM81 77H83V79L85 80V79H89L88 80V82H85V81H87V80H82L81 79ZM90 77L92 78V79H94V80H96V81H94V80H92L93 81V83H92V81H91V79H90ZM96 79H95V78ZM108 77V78H107ZM251 77V76H250ZM253 77V76H252ZM20 78H21V76H20ZM24 78V77H23ZM27 78H28V76H27ZM32 78H28V79H30V80H32ZM64 78V77H63ZM62 78V79H63ZM99 78V79H98ZM104 78H106L105 80H104ZM11 79V78H10ZM49 79V78H48ZM80 79L83 81V83H84V85L86 86H83L82 85V81H80ZM259 79V78H258ZM258 79H256V81L255 80H253V79H251V80H253L252 81V84L253 83H255V82H257V80ZM12 80V79H11ZM13 80H15V79H13ZM12 80V81H13ZM24 80V79H23ZM50 80V79H49ZM64 81H66L67 80V78L65 77L64 79H63ZM74 80V79H73ZM260 80V79H259ZM26 81L28 82V80L26 79ZM63 81V82H64ZM70 81V80H69ZM91 81V82H90ZM105 81L107 82V83H105ZM11 82V81H10ZM15 82H18V81H15ZM14 82V83H15ZM20 82V81H19ZM18 82V83H19ZM31 83V82H29V84L31 85L30 87H32L33 85H34V83ZM74 82V81H73ZM245 82V83H244ZM13 83V82H12ZM23 83H25L24 81H22V85L21 86H24L23 85ZM70 83H72V81L70 82ZM69 83V84H70ZM91 83V85H89ZM130 83V84H129ZM259 83H262V81L260 82L259 81ZM258 83V84H259ZM264 83V82H263ZM10 84V83H9ZM27 84V83H26ZM26 84H25V86L24 87H26ZM28 84V85H29ZM56 84V85H55ZM66 84V83H65ZM73 84V85H74ZM82 85V87H80L79 85ZM107 84V85H106ZM243 84H245V86H243ZM251 84V83H250ZM251 84V85H252ZM16 85H17V83H16ZM15 85V86H16ZM34 85V86H35ZM68 85V84H67ZM89 85V86H88ZM105 85V86H104ZM254 85V84H253ZM262 85V84H261ZM260 84H259V87L261 86ZM18 86H20L19 84H18ZM103 86V87H102ZM17 87V86H16ZM36 87V86H35ZM69 87V86H68ZM67 87V88H68ZM80 87V88H79ZM88 87H90V88H88ZM102 87V88H101ZM246 87V88H245ZM13 88H15L14 86H13ZM71 88L72 89H74L75 87H72L71 86ZM83 88H85L84 90H83ZM257 88V87H256ZM40 89H42V88H40ZM62 89V88H61ZM72 89H70V90H72ZM87 90V91H86ZM49 91H51V90H49ZM54 91V90H53ZM63 91V90H62ZM64 91H66V90H64ZM119 91H121V90H119ZM70 92V91H69ZM100 92V91H99ZM98 92V93H99ZM171 92V94H168V93H170ZM263 92V93H262ZM72 93H69V94H72ZM119 93V92H118ZM76 94H77V96H76ZM169 96H168V95ZM164 95V96H163ZM261 95V96H260ZM257 96V98H255ZM94 97H96V96H94ZM92 98V99H91ZM119 98V97H118ZM261 98V99H262ZM89 99H91V100H89ZM62 100H60V101H62ZM85 100V101H84ZM89 100V101H88ZM114 100V99H113ZM59 101V102H60ZM62 101V102H63ZM77 101V102H76ZM79 101V102H78ZM16 102V101H15ZM18 102V101H17ZM114 102V101H113ZM11 102L9 101V104H10ZM65 103H61L62 105H64ZM75 103V104H74ZM17 104V103H16ZM177 104V105H176ZM12 105H14V103L12 104ZM79 105V104H78ZM132 105V106H131ZM155 105V106H154ZM163 105H165L164 107L161 106ZM170 105V106H169ZM171 105L173 106V107H171ZM10 106V105H9ZM58 106H60V105H58ZM137 109V110H135L134 109V107ZM158 106H160V107H158ZM167 106L169 107V110L167 109ZM12 107H14V106H12ZM53 107V106H52ZM66 107V106H65ZM70 107V108H71ZM108 107V106H107ZM106 107V108H107ZM133 107V108H132ZM150 107H151V109H150ZM154 107H155V109H154ZM165 107H166V109H165ZM170 107L172 108L171 110H170ZM158 108V109H157ZM161 108V109H160ZM109 109H110V107H109ZM141 109V113H143V110ZM161 110V112H160V110ZM164 109V110H163ZM107 110H108V108H107ZM107 110H104L105 112H104V114L106 113V111ZM135 110V111H134ZM146 110V111H145ZM155 110H159V111H155ZM166 110V112L164 113V111ZM155 111V112H154ZM169 113H168V112ZM140 112H139V114H140ZM108 113H107V115H108ZM159 113V114H158ZM164 113V114H163ZM104 114H102V115H104ZM154 114V115H155ZM143 115V114H142ZM156 115V116H157ZM160 115V116H161ZM105 116V115H104ZM103 116V117H104ZM161 116V117H162ZM170 116V115H169ZM173 116V115H172ZM174 116H176V115H174ZM173 116V117H174ZM90 117V116H89ZM107 117V116H106ZM83 118V117H82ZM86 118H88V116L86 115ZM86 118H84L85 120H87ZM102 118V117H101ZM100 118V119H101ZM105 118V117H104ZM127 118H128V121H126L127 120ZM131 118V119H130ZM160 118V117H159ZM165 117H163V119H164ZM170 119H171V116L169 117ZM174 118H176V117H174ZM84 119H81V120H83V123H84ZM90 119H92V118H90ZM94 119V118H93ZM100 119H97L96 121H99ZM109 119H107L106 121V123H108V120ZM126 119V120H125ZM130 119V120H129ZM163 119H161L162 121H163ZM80 120V121H81ZM167 120H169V119H167ZM175 120V121H176ZM79 121V125H81V124H83L82 122H80ZM103 121V122H102ZM130 121H131V123H130ZM135 122V124H132V123H134ZM143 121V120H142ZM87 123H88V125H89V122H91V124H92V122L93 121H89L88 122V120L86 121ZM127 123V125L128 124H130V126H131V129H129V127H127V125H126V123ZM96 123V122H95ZM112 123V124H111ZM173 123V122H172ZM86 124V123H85ZM91 124H90V126H91ZM97 125H99V126H101L102 127V125H103V127L104 126H106L105 125V121L102 119L100 122H99V124L98 123H96ZM101 124V125H100ZM87 125V126H88ZM106 126V127H109V126ZM134 125V126H133ZM202 125V126H201ZM82 126V125H81ZM86 126V125H85ZM93 127H95V125H92ZM124 126V127H123ZM133 126V127H132ZM140 126L141 127H144V128H140ZM176 126V125H175ZM200 126V127H199ZM92 127V128H93ZM96 127H98V126H96ZM95 127V128H96ZM119 127H121V128H119ZM127 127V128H126ZM150 127H152V125L150 126ZM201 127H202V130H201ZM84 128V127H83ZM88 128V127H87ZM91 128V131L92 130H94V128L92 129ZM110 128V127H109ZM123 128V129H122ZM200 128V129H199ZM204 128V129H203ZM99 129H100V127H99ZM110 129H112V128H110ZM134 131H133V130ZM136 129V130H135ZM139 129V130H138ZM142 129H144L143 131H142ZM46 130V129H45ZM63 130H66V129H63ZM96 130V129H95ZM124 130V131H125ZM179 130H181V131H179ZM89 131V130H88ZM97 131V130H96ZM131 131L129 132V134L131 133ZM182 131H184L183 132V134H184V137L182 138V136H183V134H182ZM62 132V131H61ZM90 132V131H89ZM95 132V131H94ZM94 132H92L91 134L93 135L94 134ZM126 132V131H125ZM126 132V133H127ZM149 132V131H148ZM150 132H151V129H150ZM84 133H86V131L84 132ZM95 133H97V132H95ZM137 133H136V135H137ZM201 133V137L199 136V134ZM202 133H204L205 135H206V137H204L205 135H202ZM100 131H99V136H100ZM129 134H125V137L127 136V137H129V140H132L133 138L132 137H134V135L133 134H130V136H128ZM140 133L138 134L139 136L141 135ZM144 134H142V135H144ZM148 134V133H147ZM146 134V135H147ZM124 135V134H123ZM123 135L121 136V140H123L124 141V137H123ZM133 135V136H132ZM146 135H144L143 137H144V139H146L145 138V136ZM199 136L198 138H196L197 136ZM85 136V135H84ZM103 135H101L100 137H102ZM132 136V137H131ZM214 136V137H213ZM87 137V136H86ZM92 137H94V136H91V138ZM122 137L124 138V139H122ZM214 138V140L215 141H217V142H215L214 140H213V138ZM215 137L217 138V139H219V140H216L215 139ZM84 138V137H83ZM83 138H81V139H83ZM90 138V137H89ZM89 138H87L86 139V141L87 140H89ZM104 138V137H103ZM102 138V139H103ZM142 138V137H141ZM140 138V139H141ZM177 138H179V136H177ZM211 138H212V140H211ZM98 139V140H97ZM97 139H95L96 141H99V142H97V144H99L101 141V138H97ZM128 139V138H127ZM126 139V140H127ZM140 139H138V140H140ZM144 139L142 138V144L143 143H145V142H143L144 141ZM180 139V138H179ZM186 139V140H185ZM192 139V138H191ZM84 140H85V138H84ZM94 139L92 140L93 142H96ZM105 140V139H104ZM104 140H102L103 142H104ZM211 140V141H210ZM122 141V142H123ZM133 141H134V139H133ZM135 141L136 142H138L137 141V139L135 138ZM146 141V140H145ZM188 143H187V142ZM195 141V140H194ZM209 141H210V143H209ZM83 143H84V145L86 146V142H84V141H82ZM81 142V144L79 143V146L80 145H82L83 146V143ZM103 142H101V143H103ZM127 141H125V143L124 144H127L126 143ZM180 142V143H181ZM199 142V141H198ZM212 142H214V143H216V144H212ZM91 143V142H90ZM105 143V142H104ZM103 143V144H104ZM110 143V142H109ZM197 143V142H196ZM207 143H209V145H207ZM96 144V143H95ZM97 144H96V146H97ZM111 144V143H110ZM130 144V143H129ZM184 144V145H185ZM213 146H212V145ZM78 145V144H77ZM89 145V144H88ZM92 145L93 144H91V146H90V148L92 147ZM107 145V143L106 144H104V146H106ZM192 145L193 144H191V147H190V149H192ZM99 146V145H98ZM108 147H109V144L107 145ZM112 145H110V148H108L107 147V149H109V150H112L113 148L111 147ZM124 146H126V145H124ZM221 146V147H222ZM84 147V146H83ZM122 147V146H121ZM197 147H198V145H197ZM196 147V149H198ZM218 147V148H217ZM238 149V150H236V151H238V152H241V153H237V152H235V150L234 149H236V148ZM78 148V147H77ZM76 148V149H77ZM81 148V147H80ZM89 148V149H90ZM101 148L104 150V148H103V145H101ZM106 148V147H105ZM112 148V149H111ZM185 148H187V147H185ZM193 148H195V143H194V147ZM203 148V149H204ZM206 148V149H207ZM226 148H229V151L231 150V149H233V150H231V151H234V152H231V153H229L228 152V150H226ZM231 148V149H230ZM81 149H83V148H81ZM93 149V148H92ZM102 149H100L99 148V151L100 152H98L97 150V154H100V153H102L103 154V152H101V150ZM117 149V148H116ZM121 148H118V150L121 152V153H123L121 150H120ZM123 149V148H122ZM125 149V148H124ZM124 149H123V151H124ZM221 149V150H220ZM74 150V149H73ZM118 150H116L117 152H118ZM224 150H226V151H224ZM71 151V150H70ZM84 152H86L85 150H83ZM105 151V150H104ZM186 151V150H185ZM195 151V150H194ZM193 150L191 151L190 150V152H194ZM197 151V150H196ZM195 151V152H196ZM203 151V150H202ZM201 151V152H202ZM208 151V150H207ZM80 152V151H79ZM106 152V154H107V150L105 151ZM104 152V153H105ZM110 152H112V151H109V153H108V155L110 156ZM127 152V150L125 151V153ZM204 152V151H203ZM209 152V151H208ZM211 152V153H212ZM227 152V153H226ZM74 153V152H73ZM113 153H114V151H113ZM125 153L123 154V155H125ZM184 153V152H183ZM189 153V152H188ZM72 154V153H71ZM95 154V153H94ZM101 154V155H102ZM105 154V155H106ZM115 154H117V157H119L118 155H119V152L118 153H114V156L116 157V155ZM199 154V153H198ZM201 154H206V155H204L203 157H205V156H207L208 154H207V152L205 151V153H201ZM209 154H210V152H209ZM213 154H210V155H213ZM220 154H218V155H220ZM233 154V155H232ZM238 154H239V156H238ZM104 155V156H105ZM130 155V154H129ZM129 155H127V153H126V155H125V157L124 156H122V154L120 155L124 160L126 159V162L128 161V159L129 158H126V157H129ZM187 156H188V154H186ZM217 155V156H218ZM77 156V155H76ZM82 157L84 156V155H81ZM107 156V155H106ZM105 156V157H106ZM113 156V155H112ZM195 156H196V153H195ZM213 156H215V155H213ZM95 157V156H94ZM104 157V158H105ZM182 157V156H181ZM192 157V156H191ZM211 157V156H210ZM209 157V155H208V158H210ZM67 158V157H66ZM86 158V157H85ZM98 158H102V157H98ZM108 158V157H107ZM113 158V157H112ZM120 158V157H119ZM116 159V160H121V158L120 159ZM131 158H133V156L132 157H130V159ZM183 158V157H182ZM223 158V157H222ZM68 159H69V157H68ZM87 159V158H86ZM85 159V160H86ZM106 159V158H105ZM189 160L190 159H192V158H188ZM201 159H202V157H201ZM205 159V158H204ZM219 159V158H218ZM224 159V158H223ZM84 160V159H83ZM98 160V159H97ZM113 160V159H112ZM124 160H122V163H123V161ZM188 160V161H189ZM193 160V159H192ZM208 160H211V158L210 159H208ZM206 161V162H208L207 164H208V166H209V170H211L210 169V167L212 166V165H210L211 163H212V160H211V163H209V161ZM214 160H216V158L214 159ZM226 160H228V159H226ZM230 160V159H229ZM240 160V161H241ZM246 160V161H245ZM80 161V160H79ZM88 161H89V159H88ZM88 161H83L85 164H87L88 163ZM94 161V160H93ZM108 161H110L109 159H108ZM130 161V160H129ZM132 161V160H131ZM131 161H130V163H131ZM188 161H186V162H188ZM194 161V160H193ZM192 161V162H193ZM203 161V160H202ZM218 161V160H217ZM236 161H233V162H236ZM241 161V162H242ZM82 162V161H81ZM87 162V163H86ZM91 162V161H90ZM95 162V161H94ZM93 162V163H94ZM97 162H99V161H97ZM96 162V163H97ZM114 162H115V160H114ZM126 162L124 161V163H125V167H122L121 169H119L120 167V165L122 164V163H119L120 165H116L115 164V169H114V167H113V165L109 162V166H110V164H111V169H112V167H113V169L114 170H116L117 172L119 171L120 173H122L123 172V170H125L122 174H120V173H116L117 174V176H116V174H115V172H114V174H113V176H114V178H113V176H108V178H111L112 177V183H109V189L112 187L111 185L113 184V183H116L117 182V178H119L120 179V177L119 176H121V177H123L124 179H126L125 181H124V183H123V181H122V183L120 182L121 180H123V178H121V180L119 181L120 183H121V187H122V185L123 184H125L126 185V183L125 182H127L128 181V186L130 185V187L131 186H133V185H135L136 183L139 185V184H143L142 182H144L145 181V179L144 178H146L145 176H143V174L141 173V174H138L137 175V173H135V171H133V170H131L132 168V166L130 167V166H127V164H126ZM133 162V161H132ZM220 162V161H219ZM218 162V163H219ZM229 162V161H228ZM236 162V163H237ZM241 162H239V163H241ZM76 163V162H75ZM99 163H102L101 161L99 162ZM99 163H97V165H99ZM105 163H108L107 161L105 162ZM124 163L122 164L123 166H124ZM127 163H129V162H127ZM214 163H216V162H214ZM222 163V162H221ZM91 164V163H90ZM188 164V163H187ZM191 165H192V163H190ZM190 164H188L189 166H191ZM203 164V163H202ZM204 164H205V162H204ZM73 165V164H72ZM80 165V164H79ZM93 165H95V166H97L96 164H91L90 166H88V169H91V167L93 166ZM101 165H104V164H100L99 166H101ZM129 165V164H128ZM218 165V164H217ZM225 165V164H224ZM222 166L221 165V168H223V167H225V166ZM242 165V164H241ZM99 166H97V167H99ZM105 166H108L107 164H105ZM106 167V168H109L110 169V167ZM203 166V165H202ZM207 166V167H208ZM226 166H228V164L226 165ZM231 166V167H232ZM240 167V165L238 164L237 165V167ZM245 166V165H244ZM81 167V166H80ZM118 167V168H117ZM128 167H130V168H128ZM135 167V166H134ZM146 167V166H145ZM193 167V166H192ZM213 167V166H212ZM211 167V168H212ZM215 167L217 168V166L215 165ZM242 168H243V166H241ZM247 167H245L244 169H246ZM69 168V167H68ZM93 168H94V166H93ZM102 168H103V170H105L104 168V166L102 167H100V168H98L97 170L99 171L100 169V171H99V173H98V171L96 172L97 174H99L98 175V177H100V173H101V175L104 177V175H103V172H105L106 173V170L105 171H103L102 170ZM123 168H125V169H123ZM127 168L128 169H130V171L129 170H127ZM52 169V168H51ZM83 169V168H82ZM86 169V168H85ZM95 169H96V167H95ZM95 169H92V171L93 170H95ZM111 169H110V171H111ZM137 168H135L134 170H136ZM146 169V168H145ZM232 169H233V167H232ZM47 170H49V169H47ZM75 170V169H74ZM78 170H79V167H78ZM113 170V171H114ZM120 170H122V172L120 171ZM205 170V169H204ZM208 170V169H207ZM216 170V169H215ZM223 170V169H222ZM50 171V170H49ZM101 171H103V172H101ZM113 171L112 172H110V174L111 173H113ZM206 171V170H205ZM232 171V170H231ZM232 171V172H233ZM58 172V171H57ZM75 172V171H74ZM128 172V174H125V173H127ZM131 172H132V174H131ZM136 172H139L140 173V171H136ZM142 172V171H141ZM147 172V171H146ZM213 172V171H212ZM47 173V172H46ZM59 173V172H58ZM86 173V172H85ZM95 173V174H96ZM104 173V174H105ZM108 175H110L109 174V170H108ZM107 173H106V175H107ZM130 173V174H129ZM206 173V172H205ZM216 173H217V171H216ZM48 174V173H47ZM49 174L51 175V172H49ZM74 174V173H73ZM84 174V173H83ZM118 174H120L119 176H118ZM136 176H135V175ZM209 174V173H208ZM212 174V173H211ZM213 174H215V172L213 173ZM218 174V175H219ZM238 174V175H237ZM55 175V174H54ZM67 175V174H66ZM87 175V174H86ZM93 175V174H92ZM105 175V176H106ZM124 175V176H123ZM126 175H128V177L126 176ZM210 175V174H209ZM218 176L217 178H222V176ZM243 175H244V177H243ZM49 176V175H48ZM48 176H46V178H48ZM88 176V175H87ZM93 176H95V175H93ZM208 176V175H207ZM50 177V176H49ZM54 177V179H55V176H53ZM69 177V175L67 176V178ZM131 178L130 180H128V178ZM144 177V178H143ZM45 178V179H46ZM61 178V177H60ZM74 177H72V179H73ZM78 178V177H77ZM90 178V177H89ZM216 178V177H215ZM58 179V178H57ZM69 179V178H68ZM81 179H82V177H81ZM81 179H80V181H81ZM91 179V178H90ZM90 179H88V182L89 183H87V184H90L91 183V181H92V179L90 180ZM97 179V178H96ZM114 179V180H113ZM118 179V180H119ZM147 179V178H146ZM208 179H210V178H208ZM244 179V180H243ZM51 180V179H50ZM76 180V179H75ZM85 180H87V179H85ZM107 180H110V179H107ZM212 180V179H211ZM215 180V179H214ZM46 181V180H45ZM52 181H53V179H52ZM57 181V180H56ZM76 181H79V180H76ZM114 181H116V182H114ZM147 181V180H146ZM209 182H210V180H208ZM218 181H221V179L220 180H218ZM51 182V181H50ZM62 182V181H61ZM66 182H67V180H66ZM71 182V181H70ZM93 182V181H92ZM95 182V181H94ZM97 182V181H96ZM132 182V183H131ZM134 182H135V184H134ZM215 182V181H214ZM44 183V182H43ZM46 184L47 183H49V182H45ZM53 183H54V181H53ZM60 183V182H59ZM120 183H118V186L120 185ZM145 183V182H144ZM225 183V182H224ZM223 183V184H224ZM225 183V184H226ZM51 184V183H50ZM49 184V185H50ZM55 184L56 183H54L53 185L55 186ZM63 184V183H62ZM70 184V183H69ZM86 184V183H85ZM84 184V185H85ZM86 184V185H87ZM96 184V183H95ZM105 184V183H104ZM107 184H108V182H107ZM106 184V185H107ZM149 184V183H148ZM171 184H175V185H173V186H175L176 187V183H171ZM205 184V183H204ZM207 184V183H206ZM211 184V183H210ZM213 184V183H212ZM219 184V183H218ZM222 183H221V185H223ZM48 185V184H47ZM91 185H92V183H91ZM125 185H123V186H125ZM138 185H136V186H138ZM146 185V184H145ZM220 185V186H221ZM44 186H46V185H44ZM62 186H64V185H62ZM68 186V185H67ZM70 186V185H69ZM108 186V185H107ZM104 187V185H103V188L105 189V191L106 192H108L109 191V189H108V187ZM114 186V185H113ZM116 186V187H115ZM114 186V188H115V190H114V192H118V193H121V192H123L124 193V191H121V192H119L120 190H123V189H121V187H120V190H118L117 191V185H115ZM181 186V185H180ZM227 186V185H226ZM225 186V187H226ZM228 187V189H227V191L228 190H231V189H229V188H231V187ZM50 187V186H49ZM57 187H58V185H57ZM79 187V186H78ZM82 187V186H81ZM89 187V186H88ZM100 187H101V185H100ZM99 187V188H100ZM139 187H141V186H139ZM210 187H212V186H210ZM223 187H224V185H223ZM222 187V188H223ZM251 187H253V190L252 191H247V189L248 188H251ZM94 188V187H93ZM96 188V187H95ZM101 189L102 190V193L104 192V189ZM106 188L108 189V190H106ZM113 188V187H112ZM110 189V192H112L113 191V189ZM123 188V187H122ZM135 189V186H133L132 187V191ZM208 188V187H207ZM214 188H215V186H214ZM218 188L220 189V187H219V185H217V190H218ZM255 188V189H254ZM261 188V187H260ZM47 189V188H46ZM49 189V188H48ZM53 189V188H52ZM55 189V188H54ZM64 189V188H63ZM79 189H80V187H79ZM82 189V188H81ZM80 189V190H81ZM87 189V188H86ZM129 189V187L127 188V190ZM167 189V188H166ZM172 189H174V188H172ZM183 189V187L181 188V190ZM252 189V188H251ZM263 189V188H262ZM43 190H45V189H43ZM51 190V189H50ZM89 190V189H88ZM139 190H140V188H139ZM171 190V189H170ZM169 190V191H170ZM179 186H177V193L179 192ZM204 190V189H203ZM202 190V191H203ZM209 189H207V191H208ZM212 190V189H211ZM221 190V189H220ZM226 190V188L224 189V192H227V191H225ZM248 190H250V189H248ZM258 190V189H257ZM46 191V190H45ZM52 191V190H51ZM82 191V190H81ZM95 191V190H94ZM126 191V190H125ZM129 192H127V193H134V191L133 192H131L130 191V189L128 190ZM148 191H149V189H148ZM167 191V190H166ZM169 191H168V194H169ZM223 191V190H222ZM54 192H55V190H54ZM89 192V191H88ZM109 192V196H112L111 194H114V192H112V193H110ZM151 192V191H150ZM218 192V191H217ZM220 192V191H219ZM218 192V193H219ZM229 192V191H228ZM248 192L250 193V194H248ZM123 193H122V195H123ZM127 193H124V194H127ZM137 193V192H136ZM155 193V192H154ZM165 193V192H164ZM174 193V192H173ZM176 193V192H175ZM175 193H174V195L173 196H175ZM182 192L180 191L179 192V194H181ZM185 193V192H184ZM203 192H201V194H202ZM204 193H206V192H204ZM260 194V193H262V192H257L256 191V194ZM47 194H50L49 192L47 193ZM92 194V193H91ZM104 194H105V192H104ZM107 194V193H106ZM105 194V195H106ZM117 194V193H116ZM165 194H167V193H165ZM208 194V193H207ZM206 194V195H207ZM52 195V194H51ZM54 195V194H53ZM87 195H89L88 193H87ZM96 195V194H95ZM119 194H117L116 195V197L118 196ZM129 195V194H128ZM135 195V194H134ZM147 195V194H146ZM205 195V194H204ZM216 195V194H215ZM214 195V197H217V196H215ZM249 195V196H248ZM89 196H91V195H89ZM94 196V195H93ZM115 196V195H114ZM125 197H126V195H124ZM123 196V197H124ZM130 196H132V195H130ZM137 196V195H136ZM144 196V195H143ZM210 196V195H209ZM222 196V195H221ZM259 196H261V195H259ZM264 196V195H263ZM99 197V196H98ZM101 197V196H100ZM113 197V196H112ZM112 197H110L111 199H112ZM132 197H134V196H132ZM131 197V198H132ZM139 197H141V195L139 196ZM166 197H167V195H166ZM165 197V198H166ZM200 197H201V195H200ZM208 197V196H207ZM224 197V196H223ZM251 197H253V195L251 196ZM82 198H84V197H82ZM103 198V197H102ZM177 198H179V197H177ZM227 198L228 197H226V200H227ZM89 199V198H88ZM87 199V200H88ZM124 199V198H123ZM130 199V198H129ZM133 199V198H132ZM144 199V198H143ZM173 199V198H172ZM171 199V200H172ZM204 200H205V198H203ZM212 199V198H211ZM218 199H220V198H218ZM217 199V200H218ZM82 200V199H81ZM86 200V199H85ZM95 200V199H94ZM114 200V199H113ZM117 200V199H116ZM120 200V199H119ZM140 200H142V199H140ZM175 199H173L172 200V202L174 201ZM194 200V199H193ZM203 200V201H204ZM207 200V199H206ZM96 201V200H95ZM99 201V200H98ZM106 201V200H105ZM110 201V200H109ZM133 201V200H132ZM136 201V199H134V202ZM139 201V200H138ZM150 201V200H149ZM166 201V200H165ZM168 201V200H167ZM169 201H170V199H169ZM177 201H180V200H177ZM191 201V200H190ZM197 201V200H196ZM209 201V200H208ZM223 201V200H222ZM225 201V200H224ZM97 202V201H96ZM125 202V201H124ZM211 202V201H210ZM214 202V201H213ZM228 202V201H227ZM83 203H88V202H84L83 201ZM90 203V202H89ZM101 203V202H100ZM138 203V202H137ZM139 203H140V201H139ZM145 203L146 202H144V204L143 205H145ZM193 203V202H192ZM215 203H217V202H215ZM237 203V202H236ZM235 203V204H236ZM239 203V202H238ZM238 203H237V205H238ZM111 204V203H110ZM122 204V203H121ZM127 204H129V203H127ZM134 204H136V203H134ZM146 204H148V203H146ZM171 204H173V203H171ZM188 204V203H187ZM200 204V203H199ZM214 204V203H213ZM225 204V203H224ZM244 204V203H243ZM246 204V203H245ZM85 205V204H84ZM88 205V204H87ZM91 205H92V201H91ZM95 205V204H94ZM133 205V204H132ZM141 205V204H140ZM140 205H138V206H140ZM149 205V204H148ZM177 205H179V204H177ZM181 205H182V203H181ZM202 205V204H201ZM208 205V207H209V205L210 204H207L206 203V205H203V206H207ZM232 205H234V203L232 204ZM236 205V206H237ZM247 205V204H246ZM102 206H104L103 205V203H102ZM122 206V205H121ZM137 206V207H138ZM146 206V205H145ZM217 206V205H216ZM255 206V207H254ZM91 206H89V208H90ZM95 207V206H94ZM182 207V206H181ZM185 207V206H184ZM183 207V208H184ZM198 207V206H197ZM214 207V206H213ZM218 207V206H217ZM229 207V206H228ZM92 208V207H91ZM134 208H135V206H134ZM177 208H179V207H177ZM196 208V207H195ZM202 208V207H201ZM204 208V207H203ZM220 208H222V206L220 207ZM231 208V207H230ZM253 208H255V209H253ZM102 209V208H101ZM128 209V208H127ZM198 209V208H197ZM205 209V208H204ZM203 209V210H204ZM206 209H207V207H206ZM213 209V208H212ZM217 208L215 207V210H216ZM103 210V209H102ZM106 210V209H105ZM131 210H133V209H131ZM179 210H181L180 208H179ZM184 209H182V211H183ZM186 210V209H185ZM200 210H202V209H200ZM228 210H229V208H228ZM210 211V210H209ZM217 211V210H216ZM257 211V210H256ZM185 212V211H184ZM187 212V211H186ZM194 212H196V210L194 211ZM205 212H207V211H205ZM211 212V211H210ZM220 212V211H219ZM197 213V212H196ZM202 213V212H201ZM209 213V212H208ZM208 213H207V215H208ZM221 213V212H220ZM224 213V212H223ZM233 213V212H232ZM252 213V214H253ZM180 214V213H179ZM187 214V213H186ZM219 214V213H218ZM228 214V213H227ZM235 214H236V212H235ZM239 214V213H238ZM253 214V215H254ZM263 214V213H262ZM261 214V215H262ZM191 215V214H190ZM221 215V214H220ZM226 215V214H225ZM241 215V214H240ZM244 215V214H243ZM248 215V214H247ZM247 215H245V216H247ZM258 215V214H257ZM261 215H258L257 217H256V215H254L255 217H256V220H258V221H261V222H263L264 221V217H263V215H262V217H261ZM182 216V215H181ZM212 216V215H211ZM250 216V215H249ZM252 216V215H251ZM253 216V217H254ZM222 217V216H221ZM254 217V218H255ZM186 218V217H185ZM195 218V217H194ZM208 218V217H207ZM211 218V217H210ZM227 218V217H226ZM237 218H238V216H237ZM244 218V217H243ZM246 218V217H245ZM252 218V217H251ZM250 218V219H251ZM189 219H192L191 217H189ZM225 219V218H224ZM246 219H249V217H247ZM186 220V219H185ZM202 220V219H201ZM211 220V219H210ZM215 220V219H214ZM219 220V219H218ZM221 220V219H220ZM219 220V221H220ZM230 220H232V219H228V221H230ZM237 220V219H236ZM238 220H240V219H238ZM255 220V221H256ZM188 221V220H187ZM191 221V220H190ZM216 221V220H215ZM219 221L217 222L218 224H216V225H214L215 224V222H213L212 220H211V222H213L214 224V226H217L218 227V225L219 224H225V223H222V221H220V223H219ZM227 221V223H232V222H228ZM233 221H234V219H233ZM247 221V220H246ZM257 221V222H258ZM181 222V221H180ZM184 222V221H183ZM189 222V221H188ZM203 222H205V221H203ZM243 222V221H242ZM251 222H254L253 220L251 221ZM256 222V223H257ZM185 223V222H184ZM193 223V222H192ZM202 223V222H201ZM226 223V224H227ZM238 223V222H237ZM237 223H234L233 222V226L236 224L237 225ZM259 223V222H258ZM177 224H179V222H177ZM183 224V223H182ZM203 224L204 223H202V226H203ZM209 224H211L212 225V223H209ZM239 224V223H238ZM245 224V223H244ZM197 225V224H196ZM199 226H200V224H198ZM197 225V226H198ZM210 225V226H211ZM222 225L220 226L219 225V229H222ZM228 225V224H227ZM230 225H232V224H230ZM230 225H228V226H230ZM240 225V224H239ZM238 225V226H239ZM264 225V224H263ZM182 226V225H181ZM213 226V227H214ZM243 226V225H242ZM251 227H252V225H250ZM249 226V227H250ZM258 226H260V225H258ZM189 227V226H188ZM223 227H225L224 225H223ZM244 227V226H243ZM255 227V226H254ZM184 228V227H183ZM190 228V227H189ZM215 228V227H214ZM234 227H232V229H233ZM247 228V227H246ZM262 228V227H261ZM217 229V228H216ZM238 229V228H237ZM250 229V228H249ZM248 229V230H249ZM183 230V229H182ZM204 230V229H203ZM214 230V229H213ZM236 230V229H235ZM240 230V229H239ZM246 231H248L247 229H245ZM197 231V230H196ZM209 231V230H208ZM230 231V230H229ZM258 231H259V229H258ZM199 232V230L197 231V233ZM203 232V231H202ZM221 232V231H220ZM240 232V231H239ZM249 232V231H248ZM252 232V231H251ZM224 233V232H223ZM228 233V232H227ZM253 233V232H252ZM188 234V233H187ZM199 234V233H198ZM201 234V233H200ZM209 234V233H208ZM216 234V233H215ZM255 234V233H254ZM229 236V235H228ZM256 236V235H255ZM258 236V235H257ZM203 237V236H202ZM211 237V236H210ZM222 237V236H221ZM198 238V237H197ZM206 238V237H205ZM214 238V237H213ZM216 238V237H215ZM246 238V237H245ZM250 238V237H249ZM199 239V238H198ZM204 239V238H203ZM229 239V238H228ZM260 239V238H259ZM215 240V239H214ZM218 240V239H217ZM225 240V239H224ZM196 241V240H195ZM210 241V240H209ZM208 241V242H209ZM228 241H230V240H228ZM243 241V240H242ZM249 241V240H248ZM205 242V241H204ZM254 242V241H253ZM231 243V242H230ZM209 244V243H208ZM207 244V245H208ZM241 244V243H240ZM234 245H236V244H234ZM238 245V244H237ZM236 245V246H237ZM240 247H242V246H240ZM245 247V246H244ZM259 247V246H258ZM219 248V247H218ZM252 248V247H251ZM213 249V248H212ZM241 249V248H240ZM244 249V248H243ZM255 249V248H254ZM223 250H225V249H223ZM228 250H230V249H228ZM246 250H248V249H246ZM222 251V250H221ZM232 251V250H231ZM236 251V250H235ZM228 253H229V251H228ZM236 253V252H235ZM238 255V254H237ZM239 256V255H238ZM241 256V255H240ZM253 257V256H252ZM230 257H228V259H229ZM247 258H248V256H247ZM245 259V258H244ZM247 260V259H246ZM249 260H250V258H249ZM255 260V259H254ZM255 263V262H254ZM230 264V263H229Z\"/></svg>", "mask_w": 264, "mask_h": 264}]
</instances>
